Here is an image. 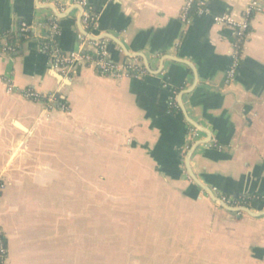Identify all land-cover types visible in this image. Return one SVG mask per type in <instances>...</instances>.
I'll list each match as a JSON object with an SVG mask.
<instances>
[{
  "label": "crops",
  "instance_id": "0c3cea01",
  "mask_svg": "<svg viewBox=\"0 0 264 264\" xmlns=\"http://www.w3.org/2000/svg\"><path fill=\"white\" fill-rule=\"evenodd\" d=\"M75 1L0 0V32L14 34V50L0 48L5 264H264V216L221 208L185 167L190 146L209 138L192 175L229 205L264 196V14L236 53L232 22L248 0H206L185 28L184 0H86L108 57L148 64L146 75L114 78L55 66L42 51L52 21L59 50H78L87 29ZM23 88L59 94L66 110L22 98ZM173 92L178 109L167 105Z\"/></svg>",
  "mask_w": 264,
  "mask_h": 264
},
{
  "label": "built area",
  "instance_id": "2783aa9c",
  "mask_svg": "<svg viewBox=\"0 0 264 264\" xmlns=\"http://www.w3.org/2000/svg\"><path fill=\"white\" fill-rule=\"evenodd\" d=\"M205 1L206 0H184L179 12V20L184 28L190 19L191 8H194L195 13H201ZM75 2L83 8V25H85L87 29V35L78 33L76 36L78 40V50L71 54H64L59 50L58 43L56 39H54V36L57 35L58 31L55 21H52L49 24V34L43 40L46 42H42V51L50 58L51 62L55 66H64L67 70H72L76 65L93 67L99 74L114 78L140 77L146 75L148 73L147 70L139 63L128 61L123 65H118L108 57L105 50L106 41L104 39H92L95 38L94 33L99 30V24L89 6V3L86 0H76ZM255 14H264V0H248L241 21L232 22L236 53L240 51L241 45L247 37L251 18ZM234 72L235 68L232 66L228 71V76L232 78ZM163 85L167 86L165 83ZM20 96L26 100L43 103L45 109L48 111L66 110V105L63 102L58 101L55 94L40 95L31 88H23L20 90ZM167 105L170 109H178L175 102V92L172 93ZM198 134V130L193 128L191 138L196 139ZM236 200L237 198L230 203V206L247 207L244 203L237 202ZM6 258L7 243L5 233L0 227V264H5Z\"/></svg>",
  "mask_w": 264,
  "mask_h": 264
},
{
  "label": "water",
  "instance_id": "95a60500",
  "mask_svg": "<svg viewBox=\"0 0 264 264\" xmlns=\"http://www.w3.org/2000/svg\"><path fill=\"white\" fill-rule=\"evenodd\" d=\"M45 8H48V9H51L53 12H55L56 16H58L60 13L58 8L56 6H53V5H50V4H47L45 6ZM82 8V7H81ZM57 12V13H56ZM81 33L82 34H86L85 30H81ZM103 37H100L98 39H102ZM92 39H97V38H92ZM122 50L123 49V46L121 45L120 42L118 41H115ZM129 56V58H134V57H138L139 55H133V54H127ZM174 61H177V62H182L184 64H187L188 66H190L187 62L183 61V60H177V59H172ZM146 66V70L148 69V64L145 65ZM188 91H182L179 93L178 95V98H177V101H178V104H179V107L181 108V110H183V106H182V102H181V97L186 94ZM56 97H59V94H56ZM188 123L190 125H192L193 127L201 130L202 132H204L205 134H208L205 130H203L198 124H196L195 122L191 121L190 119L188 120ZM209 138L206 139V140H201V141H197L195 142L194 144H192L190 146V148L188 149V151L186 152V156H185V167H186V170L188 172V175L189 177L196 183V185L201 189L203 190L204 192H206L211 200L216 203L218 206H220L221 208H224L225 210H228V211H231V212H236V213H239V212H243L249 216H252V217H260V216H264V210H259L257 212H252L249 208L247 207H233V206H230L229 204H227L225 201H223L222 199L214 196V194L212 193V191L207 187L205 186L204 184H202L201 182H199L191 173L190 169H189V161H190V157L192 155V153L194 152V150L202 145V144H205L206 142H208Z\"/></svg>",
  "mask_w": 264,
  "mask_h": 264
},
{
  "label": "trees",
  "instance_id": "16d2710c",
  "mask_svg": "<svg viewBox=\"0 0 264 264\" xmlns=\"http://www.w3.org/2000/svg\"><path fill=\"white\" fill-rule=\"evenodd\" d=\"M195 13L194 8L192 7L190 10V16ZM58 35V34H57ZM57 35L54 36V39H56V41H58V37ZM28 36V32H21L19 39H23L26 38ZM14 34L10 31H1L0 32V40L4 39L5 40V44L1 45L0 44V48L3 52L9 54L14 50V44H13V38ZM46 41H43V43ZM41 46H42V42H41ZM64 103L63 100H59ZM176 110H173V112H175ZM178 111V110H177ZM237 202H242L244 203L247 207H251L253 204H258L261 206H264V196L263 195H248V196H240L237 198L236 200Z\"/></svg>",
  "mask_w": 264,
  "mask_h": 264
},
{
  "label": "rangeland",
  "instance_id": "374dc122",
  "mask_svg": "<svg viewBox=\"0 0 264 264\" xmlns=\"http://www.w3.org/2000/svg\"><path fill=\"white\" fill-rule=\"evenodd\" d=\"M111 207V206H110Z\"/></svg>",
  "mask_w": 264,
  "mask_h": 264
}]
</instances>
